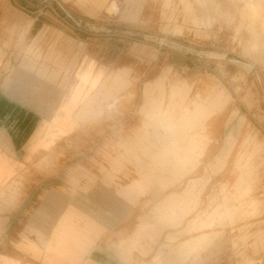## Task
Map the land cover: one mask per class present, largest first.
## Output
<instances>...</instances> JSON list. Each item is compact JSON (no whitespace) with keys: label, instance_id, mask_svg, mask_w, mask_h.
I'll list each match as a JSON object with an SVG mask.
<instances>
[{"label":"crops","instance_id":"0c3cea01","mask_svg":"<svg viewBox=\"0 0 264 264\" xmlns=\"http://www.w3.org/2000/svg\"><path fill=\"white\" fill-rule=\"evenodd\" d=\"M33 50L0 37V264H139L193 250L187 218L213 196L219 151L203 152L196 128L217 100L192 120L147 99L124 111L127 68L107 76L88 61L71 75Z\"/></svg>","mask_w":264,"mask_h":264},{"label":"rangeland","instance_id":"374dc122","mask_svg":"<svg viewBox=\"0 0 264 264\" xmlns=\"http://www.w3.org/2000/svg\"><path fill=\"white\" fill-rule=\"evenodd\" d=\"M115 1L117 11L88 0H0V37L71 75L88 61L107 76L127 68L124 111L147 99L192 120L196 105L217 100L196 128L203 152L219 147L213 196L187 218L198 225L185 237L198 243L139 264H264V0Z\"/></svg>","mask_w":264,"mask_h":264}]
</instances>
